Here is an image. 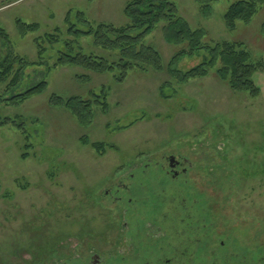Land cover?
I'll list each match as a JSON object with an SVG mask.
<instances>
[{
	"label": "rangeland",
	"instance_id": "obj_1",
	"mask_svg": "<svg viewBox=\"0 0 264 264\" xmlns=\"http://www.w3.org/2000/svg\"><path fill=\"white\" fill-rule=\"evenodd\" d=\"M127 1L1 2L6 6L0 8V28L18 55L36 62L34 38L58 27L61 34L58 44L44 42V64L27 66L20 85L11 93L40 79L48 83L45 92L18 105H0L1 115L16 117L26 129L23 134L12 125L0 127V264H44L65 250L63 245L70 238L95 239L102 234L108 243L121 222L122 208L127 207V216L135 206L147 208L150 211L146 209L144 215L151 214L157 221L171 199L175 203L184 199L191 214L192 204L198 202L197 208L206 211L204 222L212 228L218 224L220 230L230 225L239 231L257 227L255 237L260 235L258 228H264V70L253 75L260 95L252 98L243 92L232 93L217 79L214 68L208 76L184 84L165 71L131 69L124 81L117 82L111 72L91 73L72 65L50 69L64 46L62 41L71 38L64 32L69 11L80 29L86 27L75 19L80 11L91 25L119 26L127 23L123 15ZM173 1L191 27L204 29L205 44L240 41L252 59L264 62V3L249 23L238 21L230 31L224 13L238 0H217L208 10L201 9L198 0ZM16 19L37 22L39 28L21 36ZM161 26L157 24L144 41L160 52L166 66L180 46L163 39ZM76 43L85 53H105L94 45L92 36H81ZM8 52L0 37V61ZM205 57L209 53L201 49L180 59L177 68L185 72ZM83 73L91 79L77 77ZM165 82L169 83L166 97L161 98L159 89ZM101 87L108 91V110L105 113L94 106L92 125L85 128L64 106L49 102L52 94L88 98ZM5 90L6 84H0V95ZM86 135L90 141L110 143L114 148L101 155L82 144ZM26 143L30 144L29 155L22 157ZM168 153L189 155L194 161L192 171L171 179L167 166L160 164ZM119 181L127 188L117 185Z\"/></svg>",
	"mask_w": 264,
	"mask_h": 264
},
{
	"label": "trees",
	"instance_id": "obj_2",
	"mask_svg": "<svg viewBox=\"0 0 264 264\" xmlns=\"http://www.w3.org/2000/svg\"><path fill=\"white\" fill-rule=\"evenodd\" d=\"M217 0H198L201 9L208 10L211 2ZM264 0H238L224 13V22L228 30L236 28V22L249 23L255 16L259 4ZM206 11H204L205 13ZM123 15L127 23L124 25H112L110 23H97L91 25L82 11L77 12L75 19L82 22L85 28H78L71 20L70 11L65 16V34L70 39L63 40V48L57 51V58L50 67L76 66L91 73H113L117 82H122L127 78L131 69L139 71L153 70L156 72H166L170 77L179 83H187L190 79L206 77L210 70L221 83L227 84L232 93H246L252 98L260 95V87L253 81V75L257 70H264V62L251 58V53L240 41L221 40L213 45L204 43L205 31L201 27L193 28L186 19L178 14L177 5L173 0H129L126 2ZM18 34L24 36L29 32H35L39 28V23H27L19 19L15 20ZM162 23L163 39L170 45L180 46L175 54L170 58L165 66L162 63L160 52L151 44H147L144 38L149 35L157 24ZM53 33L49 32L43 36H36L33 43L37 46L38 60L30 61L26 56L22 57L15 53L10 39L3 28H0V37L4 44L8 46L9 52L0 61V84H6L5 93L0 95V105H18L27 98L45 92L47 81L40 79L37 83L31 84L21 92L11 93L20 83L27 66L43 65V55L46 52L44 42L58 44L61 28H55ZM81 36H92L94 45L104 51V54L85 53L77 47L76 40ZM207 50L209 57H205L201 63L182 72L177 68V62L187 56L198 54L201 50ZM89 81L91 77L87 73L77 76ZM168 82L160 85L159 94L165 98V88ZM7 93H11L6 96ZM108 91L101 87L97 92H90V97L80 98L72 95L63 98L52 94L49 98L54 106H64L74 117L80 127L92 125L94 119L93 107L98 106L101 111L108 110ZM12 125L17 127L23 134L26 129L23 121L8 115L0 114V127ZM82 144H89L96 152L102 155L107 148H114L112 144H105L101 141H90L83 136ZM29 143L24 145L26 150L22 157L29 155Z\"/></svg>",
	"mask_w": 264,
	"mask_h": 264
},
{
	"label": "flooded vegetation",
	"instance_id": "obj_3",
	"mask_svg": "<svg viewBox=\"0 0 264 264\" xmlns=\"http://www.w3.org/2000/svg\"><path fill=\"white\" fill-rule=\"evenodd\" d=\"M160 164L167 166L166 175L178 179L192 171L194 161L187 154L168 153L161 157ZM122 181L117 185L127 188ZM104 194L116 200L120 198L113 193ZM116 202L114 204H118ZM186 205L184 199L179 203L171 199L168 209L159 214L157 221L151 214L144 215L147 208L141 210L135 206L127 216V207H124L119 214L121 222L111 233L110 242L105 243L107 235L102 234L95 239L70 238L63 245L65 250L57 252L56 258L44 264H264V228H258L259 237H255L257 227L239 231L232 230L236 225H230L220 230L218 224L212 228L204 222L206 211L197 208L198 202L192 204L195 207L192 214L187 212ZM198 209V214L194 215ZM144 218H148L146 222Z\"/></svg>",
	"mask_w": 264,
	"mask_h": 264
},
{
	"label": "crops",
	"instance_id": "obj_4",
	"mask_svg": "<svg viewBox=\"0 0 264 264\" xmlns=\"http://www.w3.org/2000/svg\"><path fill=\"white\" fill-rule=\"evenodd\" d=\"M3 1H5V0H0V8H3L4 6H6V5L1 6V2H3Z\"/></svg>",
	"mask_w": 264,
	"mask_h": 264
}]
</instances>
